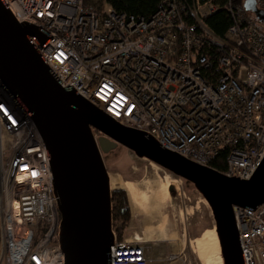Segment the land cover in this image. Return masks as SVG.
<instances>
[{"label": "built area", "instance_id": "obj_1", "mask_svg": "<svg viewBox=\"0 0 264 264\" xmlns=\"http://www.w3.org/2000/svg\"><path fill=\"white\" fill-rule=\"evenodd\" d=\"M3 1L47 36L30 41L63 87L200 165L218 170L225 159L218 171L227 176L255 174L264 159V25L245 1L223 6L232 17L225 36L206 22L221 8L215 0H162L149 17L85 0ZM234 217L244 264H264V203L234 206ZM60 226L45 143L0 80V264H66ZM109 255L110 264L148 263L145 246L116 232Z\"/></svg>", "mask_w": 264, "mask_h": 264}, {"label": "water", "instance_id": "obj_2", "mask_svg": "<svg viewBox=\"0 0 264 264\" xmlns=\"http://www.w3.org/2000/svg\"><path fill=\"white\" fill-rule=\"evenodd\" d=\"M244 7L264 24V10L256 0H245ZM31 36L47 40L35 25L19 23L0 0V80L45 143L66 264H110L115 232L111 179L103 155L119 145L193 183L212 209L224 264H244L234 206L255 209L264 203V159L250 179H241L163 148L154 137L120 124L73 88L63 87ZM93 129L103 136L96 139Z\"/></svg>", "mask_w": 264, "mask_h": 264}, {"label": "rangeland", "instance_id": "obj_3", "mask_svg": "<svg viewBox=\"0 0 264 264\" xmlns=\"http://www.w3.org/2000/svg\"><path fill=\"white\" fill-rule=\"evenodd\" d=\"M103 156L111 189H123L130 208L129 221L124 225L118 220L116 228L123 227V238L145 246L147 264H224L218 236L217 240L208 238L216 234L212 209L193 183L123 145ZM166 180V195L161 198L158 192ZM126 182L137 185L144 198L142 207L124 188Z\"/></svg>", "mask_w": 264, "mask_h": 264}, {"label": "trees", "instance_id": "obj_4", "mask_svg": "<svg viewBox=\"0 0 264 264\" xmlns=\"http://www.w3.org/2000/svg\"><path fill=\"white\" fill-rule=\"evenodd\" d=\"M162 0H85L86 4L94 6H102L103 3L112 6L115 10L127 13L129 15L149 17L154 14ZM191 1V0H187ZM220 4L221 8L210 15L206 22L207 24L219 35L225 36L229 26L232 23V17L227 9L223 6L228 2L232 1L233 4L242 5L245 0H215ZM254 19L257 20L256 16ZM262 25H264L262 23ZM217 169L225 171L226 162L225 159H220L217 162ZM111 202H112V224L113 229L116 232L118 239H123L121 229H117L116 222L122 220L124 225L129 221L130 208L128 204V197L123 189L111 190Z\"/></svg>", "mask_w": 264, "mask_h": 264}, {"label": "bare ground", "instance_id": "obj_5", "mask_svg": "<svg viewBox=\"0 0 264 264\" xmlns=\"http://www.w3.org/2000/svg\"><path fill=\"white\" fill-rule=\"evenodd\" d=\"M168 183V180H166V182L161 186L160 188V191L158 192V195L159 197L163 198L165 195H166V185ZM137 186V185H136ZM135 184L131 183V182H126L124 183V188L128 191L129 195L131 196L133 202H135L136 206L138 207H142L141 206V203H142V196L141 194L138 192V189L136 188ZM147 189V188H146ZM153 198V197H152ZM144 199V198H143ZM160 200V199H159ZM162 200V199H161ZM156 218V217H155ZM160 218V217H158ZM216 235L218 236L217 234V231H216V234L214 232L210 233L208 235V238L209 239H212V240H217V237ZM207 238V239H208ZM219 239V237H218ZM220 242V241H219ZM219 259L220 261L222 262V257L219 256ZM210 262H207L206 264H209Z\"/></svg>", "mask_w": 264, "mask_h": 264}, {"label": "flooded vegetation", "instance_id": "obj_6", "mask_svg": "<svg viewBox=\"0 0 264 264\" xmlns=\"http://www.w3.org/2000/svg\"><path fill=\"white\" fill-rule=\"evenodd\" d=\"M103 136V134H100V137H102Z\"/></svg>", "mask_w": 264, "mask_h": 264}]
</instances>
